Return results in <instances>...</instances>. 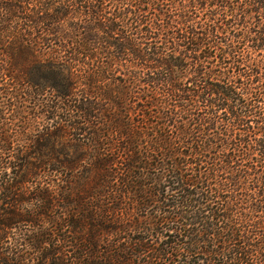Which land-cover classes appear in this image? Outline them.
Here are the masks:
<instances>
[{
  "label": "trees",
  "instance_id": "1",
  "mask_svg": "<svg viewBox=\"0 0 264 264\" xmlns=\"http://www.w3.org/2000/svg\"><path fill=\"white\" fill-rule=\"evenodd\" d=\"M0 264H264V0H0Z\"/></svg>",
  "mask_w": 264,
  "mask_h": 264
}]
</instances>
